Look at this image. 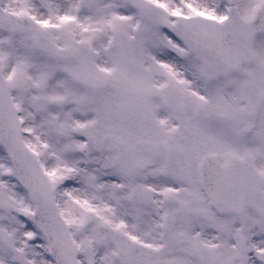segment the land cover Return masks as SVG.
<instances>
[{
  "label": "rangeland",
  "instance_id": "374dc122",
  "mask_svg": "<svg viewBox=\"0 0 264 264\" xmlns=\"http://www.w3.org/2000/svg\"><path fill=\"white\" fill-rule=\"evenodd\" d=\"M73 1L62 0L59 7ZM187 1L191 2L190 5ZM187 1L103 0L101 2L95 0L94 4L90 3L87 11L92 10L98 2H101L105 9L103 20L98 21L103 26L102 30L109 26L110 32L118 33L112 41L116 45L115 48L106 56L98 57V60L109 61L115 65L109 66L105 62L97 63L99 66L111 69L108 79L114 82L118 81L123 74L126 75L133 70H148L150 75L148 79L156 85L164 79L168 80L170 83L164 90L159 91L156 88L157 97L163 102L158 113H164L162 108L164 103H167L172 113L173 125L179 122L182 124L179 130L175 129V132L182 131L181 134H186L174 138L179 142L178 146L184 150L179 153L174 152V155L182 156V153H185L188 159L190 153H193V156L199 160L203 153L217 150L222 161H226L233 150L243 154L246 148L244 146L250 138L255 137L249 134L246 136L242 133L244 129L249 130L255 121L259 122L261 119L264 121L261 112L253 113L258 108L257 105L261 106L257 102L264 101V93L258 91L262 87L264 89V68L262 70L258 61L255 60L235 72L241 77H247L246 83L257 91L252 99L254 101L243 100L234 87L227 88L230 83L226 85V82H223L226 78L221 79L225 84L224 87L227 88L225 92H231L232 95L224 99L219 97L218 102L213 101L211 85L207 84L203 78L199 62L187 51L181 41L169 35L167 29L174 21L173 13L203 12L222 18L227 14V6L223 0ZM256 1L237 0L243 16L250 14ZM4 2V5L12 8L13 11H23V9L37 6L35 0H4ZM132 4H134L133 8ZM92 16L95 19L93 13ZM140 16L143 17L142 26L136 28L138 26L136 22ZM82 18L80 16L79 21L71 27V33H75L77 38L83 37L88 41L90 37L96 36L95 30L98 29L99 24L97 19L87 24ZM103 21H105L104 25ZM131 34H135L136 38H132ZM22 41H27L25 35L5 34L0 30V56L4 65V75L10 81L19 113L26 121V139L39 151L44 166L52 175L55 194L78 244L82 264H121L113 244L109 241L99 242L93 232V226L96 224L118 225L119 223L118 183L105 181L103 178L108 174L117 177L119 151L114 138L118 132V122L114 116H102H105L103 113L106 112L105 104L110 102L108 100L112 102L120 99L116 96V98L102 96L100 88L92 89L84 85L78 91L77 86L70 82H63L64 98L55 94L60 92V87L56 84L53 86V94L47 96L54 100V106L44 111L37 110L32 103V98L40 94L42 83L48 82L46 76L49 73L48 70H40V62L36 58L30 59L33 53L24 46ZM11 44L12 55L9 53ZM259 48V44L256 45L257 51ZM263 49L264 45L260 52H263ZM21 50H26L28 55H22ZM75 50L78 56L75 61H72L76 69L72 72L73 76L77 77L83 72L80 70L81 61L86 59L85 66H88L89 58L87 57L90 56L86 54L85 47H76ZM12 63H16L18 67H12ZM22 64L24 69L21 68ZM158 64L165 65L164 68L168 71L163 69L166 70L165 73L156 67ZM56 67L63 68L65 64H56ZM259 72L256 84L253 82V76ZM259 83L262 87L258 86ZM143 85L145 84L139 86ZM234 85L240 84L235 81ZM51 88L52 82L47 85V89L51 90ZM204 89L207 90L205 98H197L196 94L202 93ZM213 96L216 95L213 93ZM124 101L127 100L124 99ZM219 102L223 105H219ZM219 106L229 110L233 118L238 119L233 121L232 136L235 142L232 144L230 131L219 132L220 128L211 124L214 121L213 112L221 115L225 113ZM250 112L253 114L252 117L247 116ZM204 113L210 114V117ZM194 114L196 117L192 119ZM200 116H205L203 123H198ZM237 121L238 123L235 124ZM195 128L199 134L192 137L190 133H193ZM261 131L263 130L259 127L254 128L251 133L261 135ZM59 133L62 135L59 136ZM82 134L90 139V145H85L80 136ZM183 145L186 147L184 148ZM105 148L109 151L104 153ZM256 151L258 158H262L257 148ZM261 169L264 171V166L261 165ZM27 196L0 142V262L3 264H50L52 261L47 258L49 245L41 234L38 233L34 239L29 240L34 223ZM214 224L206 225L202 234L203 238L194 239L195 245L198 246L194 249L202 260H191L190 264H244L241 256V251L244 249L250 264H264V222L253 211L248 209L241 215L215 218ZM232 236L237 242L231 239ZM216 242L220 243V247L216 250L211 249L210 253L209 244L215 245ZM187 246L186 243L185 248L178 249L181 253H174L171 256L168 255V249L159 251L158 258L162 260V264H173V260L176 262L183 260L184 257L181 254L187 255V248H191ZM190 248L188 252H191ZM205 256H210L211 260L206 259ZM170 257L172 261L168 263L167 260H170Z\"/></svg>",
  "mask_w": 264,
  "mask_h": 264
},
{
  "label": "flooded vegetation",
  "instance_id": "af4514ba",
  "mask_svg": "<svg viewBox=\"0 0 264 264\" xmlns=\"http://www.w3.org/2000/svg\"><path fill=\"white\" fill-rule=\"evenodd\" d=\"M61 36L67 38L69 35ZM95 77L99 79L96 75ZM118 84L120 85L118 93L124 97L125 91L121 87L123 81ZM107 86L108 82L104 88ZM144 95L143 98L137 97V103L132 102L122 108V114L132 118L135 133V153L132 158L133 165H130L132 174L130 183L144 184L154 191L150 204H135V217L138 221L141 216L146 219L151 237H160L159 234L163 233H181L185 243L195 245L194 239L203 238L202 231L206 224L210 225V221L206 220L204 194L196 183L195 157L193 153H190L186 161L182 160V156H175L173 160L174 152L184 151L174 138L186 134L183 135L182 131L173 130L170 115L155 112L156 99L153 91H145ZM223 119L224 123H214L219 127L227 125L229 128L225 130L233 131L234 119ZM202 120L204 122V118L198 121ZM142 126L153 127L149 131L142 130L148 131L146 133L150 137L148 142L140 139ZM259 126L264 130L263 121H255L250 129H258ZM190 134L198 136L199 131L195 128ZM183 147L186 146L183 145ZM251 147H263L264 149V143L262 145L258 140L252 141ZM120 163L121 169L124 170V157ZM120 181H123V174ZM180 237L179 235L174 236L178 239Z\"/></svg>",
  "mask_w": 264,
  "mask_h": 264
},
{
  "label": "water",
  "instance_id": "95a60500",
  "mask_svg": "<svg viewBox=\"0 0 264 264\" xmlns=\"http://www.w3.org/2000/svg\"><path fill=\"white\" fill-rule=\"evenodd\" d=\"M228 1L232 3L234 0ZM231 11L235 13L234 8ZM33 27L35 35L39 37L40 31L36 26ZM239 62L240 59L236 62L232 60L225 67L218 66L216 75L225 73ZM200 179L211 203L219 212L230 210L239 212L248 205L253 206L264 218V190L262 189L264 176L256 171L252 158L248 154L244 159L232 156L226 166L220 165L214 154L206 155L200 164ZM96 232L101 238L105 235L102 227H96ZM125 252L123 248L122 254ZM126 262L131 264L129 260Z\"/></svg>",
  "mask_w": 264,
  "mask_h": 264
}]
</instances>
